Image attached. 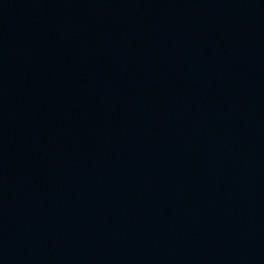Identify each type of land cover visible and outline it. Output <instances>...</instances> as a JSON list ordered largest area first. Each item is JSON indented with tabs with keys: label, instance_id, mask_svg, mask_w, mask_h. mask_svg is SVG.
Wrapping results in <instances>:
<instances>
[{
	"label": "water",
	"instance_id": "1",
	"mask_svg": "<svg viewBox=\"0 0 264 264\" xmlns=\"http://www.w3.org/2000/svg\"><path fill=\"white\" fill-rule=\"evenodd\" d=\"M0 264H264V0H0Z\"/></svg>",
	"mask_w": 264,
	"mask_h": 264
}]
</instances>
